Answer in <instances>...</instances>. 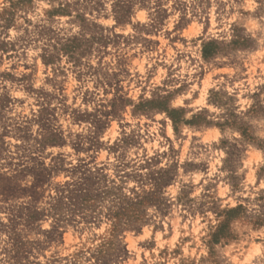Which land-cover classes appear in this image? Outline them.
<instances>
[{"label":"rangeland","instance_id":"374dc122","mask_svg":"<svg viewBox=\"0 0 264 264\" xmlns=\"http://www.w3.org/2000/svg\"><path fill=\"white\" fill-rule=\"evenodd\" d=\"M0 264H264V0H0Z\"/></svg>","mask_w":264,"mask_h":264}]
</instances>
